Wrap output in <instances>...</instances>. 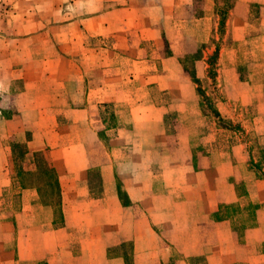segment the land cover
Masks as SVG:
<instances>
[{
	"label": "rangeland",
	"instance_id": "374dc122",
	"mask_svg": "<svg viewBox=\"0 0 264 264\" xmlns=\"http://www.w3.org/2000/svg\"><path fill=\"white\" fill-rule=\"evenodd\" d=\"M163 1L167 0H7L2 4L0 80L9 81L5 99L0 96V103L6 104L2 115L16 116L33 100L41 107V117L34 123L10 124L4 137L0 132L3 165L10 178L0 194V221L2 214L20 210L23 184L41 185L27 174L40 165L54 169L49 145L37 150L30 144L32 137L42 133L51 137L59 132L61 136L50 139V145L62 147L84 138L92 191L100 193L102 166L112 163L117 194L124 206L130 205V200L122 185L142 178L148 162L155 175L166 169L165 176L170 177L171 170L166 167L177 161L195 168L208 164L209 149L217 160L227 148L248 153L253 172L246 175L264 179L260 173L264 167V124H255L258 116H264V40L251 43L249 37L255 30L247 27L245 38L231 39L234 45L231 43L226 27L230 0H222L216 15L201 22L198 19L206 15L202 9L198 11L202 0L179 11ZM100 15L117 32L100 35L85 29L80 34L63 26L74 21L81 28ZM149 27L155 28V33L148 31ZM226 46L233 51H227ZM72 55L73 60L64 59ZM50 56L59 58L51 60ZM54 70L62 73L53 78L49 72ZM66 71L71 75L66 77ZM129 73L130 77L121 78ZM112 80L147 87L133 95L135 105L140 106L132 110L136 123L125 103H100L98 109L89 111L88 123L68 122L63 114L68 98L75 99L74 94L84 86ZM151 105L162 108H148ZM56 111L61 114L54 118ZM161 116V120L155 119ZM145 118L152 121H142ZM56 175L57 191H41V186L35 189L38 202L51 203L59 223L63 220L62 198L67 197ZM53 179L54 173L51 183ZM47 193L52 194L51 201L44 198ZM161 203L160 197L148 195L137 208H156ZM45 217L43 211L41 218Z\"/></svg>",
	"mask_w": 264,
	"mask_h": 264
},
{
	"label": "crops",
	"instance_id": "0c3cea01",
	"mask_svg": "<svg viewBox=\"0 0 264 264\" xmlns=\"http://www.w3.org/2000/svg\"><path fill=\"white\" fill-rule=\"evenodd\" d=\"M6 1L0 0V7ZM221 2L202 0L198 11L202 9L206 15L198 22L214 17ZM163 3L179 11L186 5H194V0H167ZM230 3L226 8L230 14L226 27L231 43L234 45L232 40H243L247 27L255 30L249 37L251 43L264 40V0H230ZM63 26L80 34L85 29L100 35L117 32V28L105 22L101 15L95 22H86L81 28L74 21ZM147 30L155 33L153 27ZM225 42L226 45L229 43ZM226 50L233 51L227 46ZM227 54L232 57L230 52ZM58 58L50 56L51 60ZM64 59L73 60L74 56H65ZM49 73L55 78L62 72L54 70ZM68 75L71 72L66 71V77ZM130 76L129 73L121 78ZM110 82L84 86L82 91L74 94L75 99L68 98L63 104L66 108L63 114L68 122L88 123L89 111L98 109L100 103H125L132 113L136 106L133 95L147 87L129 86L127 81L124 85L122 81ZM6 83L9 81L0 80L3 99L8 89ZM69 90L73 91L72 88ZM23 94L27 95V92ZM5 107L6 104L1 102L2 137L10 124L34 123L37 117H41V107L33 100L23 106L26 111L13 117L2 115ZM148 108L162 107L151 105ZM60 114L56 111L54 118ZM131 116L136 123L137 118L133 113ZM155 119L161 120L162 116ZM148 120L152 121L151 118L142 119ZM255 124L256 127L263 125L264 116H258ZM57 135L60 133L51 137L42 133L32 137L30 144L37 150L50 147L51 164L67 197L62 198L63 220L56 223L52 207L38 202L35 187H23L20 210L2 214L0 264H264V179L246 175V172H253L248 153L242 150L234 153L227 148L224 153L220 151L222 154L217 160L209 149L208 164L195 168L177 161L166 167L171 170L170 177L165 176L166 169L155 175L151 162H148L142 169V178L122 185L130 200V205L124 206L117 194L113 164L102 166L101 191L95 195L88 169L89 156L82 143L84 138L78 137L74 139L78 141L72 140L65 147L57 143L50 145V139ZM3 157L5 154L0 150V194L10 184ZM201 157L206 158L205 155ZM221 158L224 159L221 161ZM148 195L160 197L163 203L156 208L144 207L138 211V204ZM221 204H224L223 209L218 213ZM43 211L46 212L44 220L41 218Z\"/></svg>",
	"mask_w": 264,
	"mask_h": 264
},
{
	"label": "trees",
	"instance_id": "16d2710c",
	"mask_svg": "<svg viewBox=\"0 0 264 264\" xmlns=\"http://www.w3.org/2000/svg\"><path fill=\"white\" fill-rule=\"evenodd\" d=\"M262 158L264 159V156H262ZM264 161V160H263ZM54 173L55 175V179H53V182L51 183V174ZM260 173L262 174V176L264 177V168H262L260 170ZM29 179L34 180L35 183H41V191H49L51 192L53 189L54 190H58V180H57V175L55 170L52 168H47L43 165H40L36 172L33 173H29L27 174ZM49 179V180H48ZM44 183V184H43ZM46 184V185H45ZM23 187H35L36 189H38L40 186H36V185H22ZM48 196L44 197V198H49V201H51V196L52 194L47 193ZM42 202V201H41ZM44 203V205H50L51 203H46V202H42Z\"/></svg>",
	"mask_w": 264,
	"mask_h": 264
}]
</instances>
